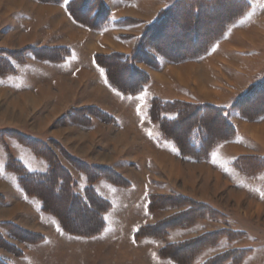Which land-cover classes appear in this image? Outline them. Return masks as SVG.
I'll use <instances>...</instances> for the list:
<instances>
[{"label": "rangeland", "instance_id": "obj_1", "mask_svg": "<svg viewBox=\"0 0 264 264\" xmlns=\"http://www.w3.org/2000/svg\"><path fill=\"white\" fill-rule=\"evenodd\" d=\"M11 1L0 0V183L6 179L21 186L19 170L24 175L35 170L42 171L35 174H44L49 170V161L43 156L39 157L44 160L35 158L34 148L26 143L34 140L49 149L71 174L76 194L85 197L86 189L91 188L97 196L105 198L108 207L103 214L104 227L94 235L83 237L67 233L57 218L51 216L41 222L33 220L32 224L28 223L33 230L24 231L8 219L6 210L12 207L9 201H4L6 215L0 214V264H264V145L247 132L250 128L237 127L264 121V0H204L199 2L201 8L196 9L191 21L186 19L195 23L192 28L198 32L197 42L205 41L203 55L189 60L206 57L215 47L218 49L222 40L229 39V51L224 52L230 59L227 63L238 68L236 72L237 68L225 65L231 68L229 80L219 75L220 78L213 70L208 84L212 99L197 94L191 101L187 98L149 100L145 93L136 97L116 86L113 88L118 91L117 100L102 88L98 93L86 90L95 79L88 80L83 74L71 76L60 68L69 56L67 47L21 42V36H28V32H24L22 24L15 28L9 12L14 5ZM180 1L168 0L156 20L166 13L171 15L174 9L170 8L177 7ZM195 1H183L179 7L185 8ZM239 28L247 29L245 36L236 34ZM12 31L13 40L7 39L6 35ZM184 33L174 46L176 50L190 45ZM147 40H143L140 52L150 53L154 64L153 56L160 53L146 46L150 42ZM103 58L97 63L104 67ZM125 59L116 57L113 68L125 71L130 57ZM184 61L188 60L176 63ZM239 66L244 67L243 72ZM133 67L136 68L134 62ZM54 72L63 77L51 80ZM45 74L48 78H43ZM136 74V85L143 80L141 87L148 83L146 74ZM191 74L195 83L202 79L195 69ZM37 77L49 79L47 85L42 82L39 87L46 93L44 96L40 91L35 92ZM137 86L139 91L140 85ZM196 86L199 91L207 92L203 83ZM33 93L43 102L24 104L22 99ZM15 99V104L11 103ZM154 101L158 106L153 114L159 120L174 122L181 116L175 132L172 126L166 130L179 132L182 149L193 152L190 142L198 140V158L183 156L174 141L163 135L159 123L151 116ZM66 102L70 106L67 117L58 120L56 116L53 126L39 124L44 116L50 120L58 106L64 110ZM40 106L44 108L39 110ZM63 119L69 121L68 135L64 132L53 135V129L57 128L58 132L64 129L60 126ZM22 120L24 123L20 124ZM259 129L254 126V131ZM260 130L264 133V129ZM259 136L264 138L263 134ZM201 138L206 140L199 146ZM15 148L18 151L24 148L27 153ZM172 151L180 155L181 177L175 187H184L186 192L199 197L207 191L206 199L188 196L184 191L179 193L169 184V175L178 169L173 167L169 174L171 164L160 157L163 167L160 169L156 160ZM29 155L33 161L28 159ZM112 162L122 173L116 179L111 176L115 180L101 176L90 181L82 168L85 164L107 167ZM188 169L193 171L191 176L195 173L193 182L184 180ZM216 174L221 176L220 180ZM29 196L43 204L37 196Z\"/></svg>", "mask_w": 264, "mask_h": 264}, {"label": "crops", "instance_id": "obj_2", "mask_svg": "<svg viewBox=\"0 0 264 264\" xmlns=\"http://www.w3.org/2000/svg\"><path fill=\"white\" fill-rule=\"evenodd\" d=\"M71 1L73 0H62L59 3L56 2L48 4L38 2L36 0H12L11 3L14 5L11 9H9V12H12L11 14L13 15L15 21V28L17 25L22 24L24 32H28V36L23 37L25 34L21 36V42L27 41L29 43H33L36 46L50 45L59 48L67 47V49H69V56L66 58L67 60H64L62 62L60 68L64 70L66 74L71 76L77 75L81 77L83 74V77L88 80L95 79V82L89 83V86L85 87L86 90H88L89 88V91L96 90L98 93L99 89L102 88L100 90L104 89L108 93V95L110 94V96L114 97L113 99L117 100L116 96L118 94V91L113 88L114 86H112L110 82L107 81V70L105 69V67L100 66L97 63L100 62L99 58L101 56H112L114 55V53L122 55L124 57L132 56L136 48L139 46L140 39L142 38L146 28L150 26V24L152 25V23L154 24V22L157 21V13L160 11V9L166 6L168 0H101L108 10V18L103 26L99 29L88 28L74 20L67 8L69 2ZM237 31L238 32H236V34L245 36V31H247V29L239 28ZM13 35H15V32L13 33L12 31L9 32L6 37L7 39L13 40ZM27 37H29L30 39L26 40ZM225 43L227 44V48H223V44ZM234 45L235 43L232 46ZM215 48V50L212 51L214 53L210 52V54L204 58L198 60H188L179 63L169 61L161 54L153 56L156 64H150L149 62H146L142 59H136L134 61V66H136L137 70L142 74H146L149 80L146 85H142L143 87L140 88V92L138 91L132 94V96L138 97L139 95L145 93L147 94V98L149 100L159 98L172 101L175 99L187 98L191 101L194 96L199 94L203 95L205 98L210 97V99H212V88L208 84L211 82V73L213 72V70L216 71V74H218V76L221 75L222 78L229 80L230 77L228 72H231V68H237L233 62H231L233 63L231 65L227 63L230 62V59L226 57V53H224L229 51V39L222 40L218 49L217 47ZM236 48H238V44ZM225 65H229L231 68H228V66ZM193 66H197L199 69H196ZM239 68L241 72H243L244 67H242V69L239 66ZM192 69H195V71L202 78L201 80L199 79V81L196 83L194 82L193 75L191 74ZM236 72H238V68L236 69ZM47 75L48 74H45V77L43 78H48ZM51 76V80L58 78V76L59 78L63 77V75L61 76L59 73L57 74V72L52 73ZM43 78L37 77L36 81L34 80V77L33 80L35 81V87L37 88H35V92L40 91L41 95L44 96L46 93L43 90L39 89V87L42 85V82L47 85L49 79ZM182 78L183 81H181ZM202 83L205 85V88L207 90L206 93H203L197 89L196 84L201 86ZM145 88L146 91L144 90ZM45 91L49 92V90ZM39 97L34 93L31 95L27 94L26 97L22 99V101L26 105L29 103H36L37 101H40V103H42L44 99ZM112 97L110 98L112 99ZM28 99H30L29 101L31 102L25 103ZM14 102H16V99L11 101V103ZM149 102L150 101H148V103ZM65 104L66 107L64 108V110H59L58 106L56 111L54 110V115L50 120L49 118H45L46 116H44V119L42 120L43 122H40L39 124L42 126H49L51 124L53 126V121L55 120L56 116L59 117L58 120L63 118L64 116L67 117L66 115L68 114L70 106H68V102H66ZM43 108L44 107L40 106L39 110H42ZM83 109L85 110V108ZM148 110L149 108L147 109V111ZM13 111L14 110L10 112ZM33 111H36V108ZM51 111L53 110L51 109ZM27 119L28 117L24 118V122ZM23 120L20 121V124L24 123ZM62 121H64L65 124L64 122H62L60 126L61 129H64L60 130V132H58L59 130L57 128L53 129V135H58L63 132L64 134L68 135L69 121L68 119H63ZM5 125L9 126L12 124L6 123ZM128 126L132 127L130 124H128ZM254 126H259L260 129H264V121L262 123H256L252 125H237V127L242 130L245 128H250L251 131L247 130V132H251L254 140H256L258 143L261 142V145H264V138H262V136H259L260 133L263 134L264 137V133L260 129L257 130V132L254 131ZM125 131L126 133L128 132V130ZM171 147L172 150H175L173 146ZM15 149L18 151V148ZM23 151H25L24 153H27L24 148L18 152ZM33 155L35 156V158H41L35 155V153H33ZM160 157H162V160H165L170 164L173 163L172 165L178 169V172L174 173L173 175L167 174L169 175V177L171 176V182L169 184L172 185L173 189L175 188L174 190H179V193L181 191H184L183 194H188V196L201 200H204V198L206 199L207 191L201 193L199 197L193 192H186L187 189L184 187L183 189H181L180 187H175L176 182L179 181L181 177V172L179 171L180 155L178 152H173L170 155L159 156L157 158L156 161L158 162V166L160 169H162L163 167L159 162ZM28 159L30 161H33L30 155ZM114 162L110 163L111 166L107 167L110 168L115 173V175L120 176L122 173L120 170L115 168L116 163ZM127 164L130 165L131 163ZM145 165L148 166L147 162ZM188 171V177H186L185 175L184 180L193 182L195 179H192V177H195V173H192L191 176L190 173L193 171H191V169H188ZM35 172L37 171L35 170L31 173ZM40 172L42 171H39L37 173ZM209 172L211 173V171ZM2 173L3 169L1 170V174ZM216 175V178L220 180L221 176L219 174ZM5 183H7L8 185H6ZM0 185V214L6 215L5 212L7 211L8 219H10L15 226L23 229L24 231L30 232L33 229L28 227V223L32 224V222H36V220L38 222H41L46 219V216H51L54 218V216L44 212L42 210V203L38 199L30 197L18 183L12 184L10 183V181L6 182L5 179V182H1ZM4 201H9L10 203L8 205L11 206L12 209L8 208L5 211ZM28 208H31L32 210L30 213L28 212ZM34 216H36L37 218L35 219Z\"/></svg>", "mask_w": 264, "mask_h": 264}, {"label": "trees", "instance_id": "obj_3", "mask_svg": "<svg viewBox=\"0 0 264 264\" xmlns=\"http://www.w3.org/2000/svg\"><path fill=\"white\" fill-rule=\"evenodd\" d=\"M39 1H51L56 3L61 2L62 0ZM183 1L187 3V0L180 1L177 4V7L173 6L170 8L174 9V12L171 13V15L166 16V13L154 24L146 28L142 38L140 39L139 46L136 48L132 56H128L130 57V62H127V66L123 68L125 71H121L122 69L119 71L115 67L113 68L114 65L112 62L116 61V57L123 59V61H126L125 58L128 57L114 54L112 56L103 58L102 62L104 63V67L107 70V76L112 86H116L122 92L131 94H134L138 91L137 89L139 86L137 85H140L141 88V84L143 81L145 82V80L138 82L136 85V73L140 71L133 67V62L136 59H142L146 62H149L150 64L153 63L151 62V55L146 52H140L141 44L144 43L143 40L149 39L150 42H146L145 45L151 46L163 57L172 62H176L178 60L181 61L194 59L195 57L203 55L202 47L205 41L199 40V42H197L198 32L192 28L195 23L189 21H191L190 18L193 17L194 13L196 14V9L201 8L199 2L203 3L202 1L204 0L191 2L194 5H191L190 3L189 6H187V4V7L181 8L179 6H181ZM210 3H212V1L207 2L206 6ZM67 8L74 20L91 29L101 28L108 18V10L101 0H73L69 2ZM166 11H169V9ZM186 19L189 21L186 22ZM182 21L184 23H182ZM185 31L188 35V42H190V45L184 49L176 50L174 46L177 41L180 42V37H183ZM193 31L195 34H193ZM259 89H262V86H259ZM155 102L156 101H154V104L150 109L151 116L154 121L159 123V126L162 128L161 130L164 133L163 135L174 141L177 148H179L180 154L183 156L198 158L196 155L198 140L190 142V145L192 146L191 148L195 149H193V152L184 147L182 149L180 145L181 136L179 135V132L176 131L177 134H175L170 133V130H166L167 126H172L173 132H175V124L180 123L181 116L179 115V117L174 120V122L166 121V123L164 118L159 120L153 114L155 108L158 106V103ZM198 109H204V107H198ZM198 126L202 125L199 124ZM207 136H209V134ZM205 140L206 139L204 138L199 139V146H201V143H203ZM26 143H28L31 148H34L36 155L46 158L50 165L49 170L44 174L28 173L27 175H24L21 173L22 171L19 170L21 186L25 192L28 195H35L40 198L43 202L42 210L56 217L61 228L67 233L84 237L87 235H94L99 232L105 224L103 214L106 210L105 208L108 207L107 201L97 196L94 190L91 188L86 189L87 192L85 197L76 194L73 191L74 182L72 180L71 174L64 168V166H62V164L57 160L56 156H54L49 149H44L42 145L36 144L38 141L28 140ZM85 165L86 167L82 166V168L84 169V172H86L87 178L90 181H93L101 176L112 180L116 179L115 176L118 178V175H115V173L108 167L94 166L89 164ZM10 169H14V167L12 168L11 166ZM111 176L115 177V179H113ZM79 221H85L88 224L86 226H78L76 222Z\"/></svg>", "mask_w": 264, "mask_h": 264}, {"label": "bare ground", "instance_id": "obj_4", "mask_svg": "<svg viewBox=\"0 0 264 264\" xmlns=\"http://www.w3.org/2000/svg\"><path fill=\"white\" fill-rule=\"evenodd\" d=\"M170 167H171V168L169 169V174L173 172L172 169H173L174 166L171 164ZM171 171H172V172H171ZM257 210H258V209H257ZM258 211H259V210H258Z\"/></svg>", "mask_w": 264, "mask_h": 264}]
</instances>
